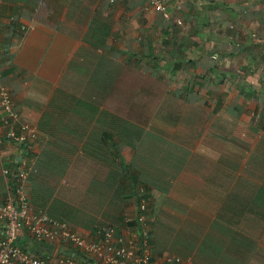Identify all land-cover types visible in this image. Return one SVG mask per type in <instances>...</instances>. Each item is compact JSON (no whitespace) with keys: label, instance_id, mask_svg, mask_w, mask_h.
<instances>
[{"label":"crops","instance_id":"crops-1","mask_svg":"<svg viewBox=\"0 0 264 264\" xmlns=\"http://www.w3.org/2000/svg\"><path fill=\"white\" fill-rule=\"evenodd\" d=\"M180 1L171 20L145 0L3 1L0 85L37 132V167L26 189L36 210L92 235L97 226L126 233L132 225L123 216L133 213L142 188L155 264H167L165 255L191 264H264V0ZM134 74L165 86L144 126L130 121L129 91L102 107L96 102L114 92V82L137 81ZM91 100L94 108L84 111ZM147 135L156 138L152 146H173L166 161H156L168 180L158 182L161 191L128 184L133 150ZM15 159L16 149L0 142V169ZM161 201L167 224L158 216ZM170 221L179 229L171 231ZM20 240L33 244L24 234ZM33 245L37 255L52 251Z\"/></svg>","mask_w":264,"mask_h":264},{"label":"built area","instance_id":"built-area-1","mask_svg":"<svg viewBox=\"0 0 264 264\" xmlns=\"http://www.w3.org/2000/svg\"><path fill=\"white\" fill-rule=\"evenodd\" d=\"M3 1L0 0V16ZM145 2L163 20H171L170 10H181L180 0ZM172 21L180 25L179 20ZM36 139V129L20 121L9 91L0 85V142L16 149L15 161L0 169L4 189L0 198V264H155L148 242V201L142 188L137 190L133 213L123 217L124 224H132L126 233L101 226L94 229L92 236L77 234L66 223L50 219L34 208L26 188L36 162ZM23 234L37 246L51 247V253L37 255L29 246H19ZM76 252L78 255H74ZM162 260L167 264H191L168 255Z\"/></svg>","mask_w":264,"mask_h":264},{"label":"trees","instance_id":"trees-1","mask_svg":"<svg viewBox=\"0 0 264 264\" xmlns=\"http://www.w3.org/2000/svg\"><path fill=\"white\" fill-rule=\"evenodd\" d=\"M115 70L117 68L115 67ZM136 78H138L137 81H130V82H114L113 84V90L109 89L108 93H105L103 99L100 98L98 101V105L100 107L103 100L105 103H107L110 100H113L117 98L118 95L117 91L118 90H123L124 92L129 91L130 94L128 97L124 99V103L127 105L129 104L131 106V115L130 118L131 120L126 116L123 117L125 119H129L130 121H134L137 125L144 126L145 124L147 125L149 121H151L156 108L158 104L160 103L164 91H165V86L163 84H160L158 82H154L153 80L145 77V76H140L138 74H134ZM119 97V96H118ZM84 111H88V109H93L94 108V101L91 100L90 103L84 102L81 106ZM99 113V117H100ZM91 115V114H90ZM89 115V116H90ZM118 116H121L119 114ZM98 117V120H99ZM117 117V116H114ZM95 121V123L98 122ZM118 119H114L113 122L115 124H118ZM111 123L109 120L107 121ZM124 123V122H123ZM125 126V125H123ZM54 132V130L52 129ZM156 140L151 138L150 135H147L146 138L143 140L142 143L138 144L136 148L133 150V157H132V162L129 165L131 168V171L135 174H127L130 175L129 177V182L128 184H135L137 182L141 183L142 185H145L151 189L161 191L160 188H158L159 184L158 182H166L168 180L165 179V173H158L160 170V166L162 165V161L156 162L159 157L163 158L162 160H167V158L171 155V151L173 149L172 144L167 143L163 141V145H160L158 142L155 143L154 146L151 145ZM152 141V142H151ZM177 149H180L179 147ZM43 155H46V162L51 161L52 159V153L48 151H43ZM158 165V166H157ZM37 163L35 162V165L33 167V171L30 173L28 176L27 180H31L32 175L36 171ZM158 169V170H157ZM131 197V195H129ZM34 200V199H32ZM35 205V204H34ZM39 211V210H38ZM42 212V211H41ZM118 219H115L114 223H117ZM74 255H78L76 252Z\"/></svg>","mask_w":264,"mask_h":264},{"label":"rangeland","instance_id":"rangeland-1","mask_svg":"<svg viewBox=\"0 0 264 264\" xmlns=\"http://www.w3.org/2000/svg\"><path fill=\"white\" fill-rule=\"evenodd\" d=\"M198 22H200V20H198ZM209 28V27H208ZM230 41L231 42H233L232 41V38L230 39ZM230 41L228 40V42L230 43ZM212 48V47H211ZM212 49H215V48H212ZM217 52V51H216ZM212 55V54H211ZM194 104V103H193ZM167 109H169V107H170V104H168L167 106ZM196 114H198L197 113V111H196ZM193 115V114H192ZM191 116V115H190ZM203 117L201 116V115H195V119H202ZM167 121H171V123H175V121H173V120H167ZM188 122L190 123V125L192 124V122L191 121H189L188 120ZM196 132L194 131V133L193 134H195ZM163 201H161V202H159L160 204L162 203ZM168 203H170V200H168L167 201ZM165 204V202L163 203V204H161V205H159V210H160V215H158L159 216V219H160V221L162 222V223H164V224H167L168 223V213H164L166 210L164 209V205ZM172 204V203H171ZM165 205H168V204H165ZM178 213V212H177ZM180 215H182V214H180ZM67 219V218H66ZM61 220V219H60ZM73 220V219H72ZM61 221H63V220H61ZM171 222V224H168V227L170 228V229H172L171 231H174V230H176V229H179L178 228V226H177V223L175 222V221H170ZM64 223H66V224H69V221H67V220H64ZM190 226V225H189ZM189 226H187V229H185V232L186 231H188L189 229H190V227ZM181 232V231H180ZM181 234V233H180ZM19 246H21V247H23L24 246V243H23V241H20L19 242ZM32 246H34L33 244H31L28 248L30 249Z\"/></svg>","mask_w":264,"mask_h":264},{"label":"clouds","instance_id":"clouds-1","mask_svg":"<svg viewBox=\"0 0 264 264\" xmlns=\"http://www.w3.org/2000/svg\"><path fill=\"white\" fill-rule=\"evenodd\" d=\"M236 44V43H235ZM234 44V46H236ZM237 47V46H236ZM138 190V189H137ZM145 197H146V195H145ZM136 198H137V191H136V193H135V195H134V200H135V205H136ZM147 199V198H146ZM44 213V212H43ZM45 214V213H44ZM46 215V214H45ZM47 216V215H46ZM48 217V216H47ZM124 217V216H123ZM51 219V218H50ZM59 222V221H58ZM129 225V224H128ZM130 225H132V224H130ZM97 227H101V226H97ZM97 227H95V228H97ZM94 232V231H93ZM92 236V235H91ZM40 247V246H39Z\"/></svg>","mask_w":264,"mask_h":264}]
</instances>
